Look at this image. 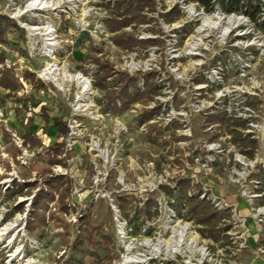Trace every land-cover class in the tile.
Returning a JSON list of instances; mask_svg holds the SVG:
<instances>
[{"label":"rangeland","instance_id":"1","mask_svg":"<svg viewBox=\"0 0 264 264\" xmlns=\"http://www.w3.org/2000/svg\"><path fill=\"white\" fill-rule=\"evenodd\" d=\"M35 1L0 0V16L24 30L27 40L21 42L14 31L8 35L11 45L0 44L7 67L14 68L23 85L13 100L0 105V231L16 220L20 227L12 240L0 242L2 260L63 264L78 214H84L92 229L103 226L105 234L115 236V248L106 240L98 248L104 264H124L131 248L135 254H151L146 264H264V183L257 178L264 169V32L243 14L226 15L217 4L221 11L207 12L194 0H155L156 10L143 12L146 24L133 22L118 33H111L106 21L114 17L117 3L137 0H46L54 10L33 7ZM177 6L182 17L167 23L163 15ZM233 16L238 23L232 28L228 20ZM259 17L264 20V9ZM118 35L142 43L124 49L114 43ZM97 59L117 73L141 76L139 87L145 84L142 76L156 71L160 92L119 114L106 111L108 92L95 83ZM131 60L137 72L128 70ZM55 68L52 76L47 74ZM26 71L45 87L34 89L23 79ZM79 74L92 90L85 92V84L81 88ZM27 96L31 99L24 104L18 101ZM145 114L153 117L140 124ZM212 115L217 122H209ZM57 117L67 123L68 137H60L53 126ZM223 117L230 124L242 120L245 126L238 133L256 141L257 148L234 142L226 124L218 121ZM59 176L72 181L69 194L62 202L56 192L46 221L29 229L34 197L48 188V179ZM179 180H190L191 196L205 194L201 200L210 203H216L213 196L221 197L229 205L212 203L228 214L219 226L227 238H205L186 210L181 217L176 214L170 206L174 199L162 188L177 190ZM18 186L23 194L11 195ZM121 197L132 203L129 219ZM149 199L158 201V215L136 218V209ZM184 227L198 238L201 252L192 247L180 255L150 252V244L161 240L176 250ZM87 263L95 264L91 258Z\"/></svg>","mask_w":264,"mask_h":264},{"label":"trees","instance_id":"2","mask_svg":"<svg viewBox=\"0 0 264 264\" xmlns=\"http://www.w3.org/2000/svg\"><path fill=\"white\" fill-rule=\"evenodd\" d=\"M194 1L204 7L207 12H213L216 9L215 6L220 5L222 12L226 15L243 14L248 17L250 21L254 23L262 32H264V20L262 17H259L264 9L262 0ZM123 7H126L124 12H122ZM145 8L156 10L157 2L155 0H137L132 3H127L126 1L117 3L113 12L114 17L106 21L108 29L111 33H118L123 28L132 25L133 22H136L139 25L146 24L147 18L143 14ZM182 15L180 7L177 6L169 13L163 15V17L167 23L171 24L176 20H179ZM14 31H18L20 33L19 40L21 42L27 41L24 30H21L16 23L7 17L0 16V44H5L7 46L11 45L8 40V35ZM114 43L121 48L127 49L140 45L142 42L132 36L125 37V35H118L115 37ZM146 43L147 45H154L157 42L149 41ZM96 61L100 64V71L96 74V87L100 90H106L108 92L106 95L108 99L106 111L119 114L126 111L130 105L136 102H148V100H152L160 92L161 88L158 87L155 80L157 75L156 71H152L148 73V75L145 74L142 76L145 79V84L143 88H140L139 79L141 76L137 75L135 77H131L127 73H117L114 71V68L110 63H103L100 59H97ZM0 62L3 67L0 71V105L4 107L6 105V98L13 100L16 94L23 89V85L20 82L19 77H17L14 68L7 67L6 55L4 52H0ZM111 77L112 80L108 81V78ZM23 79L30 81L33 84L34 89L40 90L45 87V84L37 78V75L30 71H26L24 73ZM113 86L116 88L110 90L109 88ZM26 99H31V97L27 96L23 99H19L18 101L24 104V100ZM117 99H119L120 102L116 101ZM152 117L153 114H145L138 120L140 124H143L148 122ZM46 118L49 122V117ZM209 118L210 123L217 122L216 116L212 115ZM218 121L226 124L225 127L230 130V134L233 135L234 142L238 143L243 148L246 147L251 150L257 148L258 144L256 141L245 139L242 134H239L240 132L237 128L245 126V123L242 120H234V122L230 124L228 119L223 117ZM53 126L58 129L60 137H68L69 129L67 127V123L63 122L61 118H53ZM26 136H28V134ZM65 143L66 142L64 141L59 144V148L61 150L65 147ZM251 150L246 152L249 156L251 155V157H253ZM56 152L60 151L58 150ZM257 178L260 182L264 183V169L257 176ZM46 184L48 188L46 190L39 191V193L34 197L31 208V217L28 222L29 229L46 221V212H49L51 202L55 201L56 192L60 193V199L63 202V199L66 194H69L72 187V181L68 177L64 176L51 177L46 181ZM177 188V190H173L168 186L162 188L167 195L174 199L173 203H170V206L174 208L176 214L181 217L183 216V210H186L187 214L192 217L195 223L202 226L200 232L205 236V238L212 239L215 242H219L227 238L222 237L224 229L219 228V226L221 224V220L225 216H228V214L225 212H219L214 205L208 201L201 200L196 196H191L189 193L193 190V186L190 180H179ZM13 194H23V188L18 186L16 190L11 193V195ZM119 201L121 209H123L124 212L126 211L125 216L129 219L127 211L132 207V203L128 202L124 197H121ZM158 206L159 203L157 200L149 199L148 202L144 204V207L136 209V218L145 216L147 217V220L152 219L153 216L158 215L159 213ZM69 207L68 205L63 206L65 212H69ZM153 208L155 210H153ZM78 217L74 241L73 243L68 241L66 245L69 250V255L63 264H88L87 258L94 260L95 264H104V260L98 253V248L101 246V242L103 240L108 241L112 247L115 248V236L105 234L103 226L92 229L93 226L91 224L90 217H87L84 214H78ZM111 251H114V249ZM0 264H6V262L2 260L1 255Z\"/></svg>","mask_w":264,"mask_h":264},{"label":"bare ground","instance_id":"3","mask_svg":"<svg viewBox=\"0 0 264 264\" xmlns=\"http://www.w3.org/2000/svg\"><path fill=\"white\" fill-rule=\"evenodd\" d=\"M35 4H33L32 6H41V9H45V10H48V8H50L49 6V3L46 2V0H38L37 2L35 1L34 2ZM37 8V7H36ZM53 9V8H50V10ZM59 9V8H58ZM56 9V10H58ZM54 10V9H53ZM216 17V16H214ZM208 19H211V18H208ZM228 23L231 25V27L233 28L237 23H238V20L236 18V16H233L231 17L229 20H228ZM51 29V28H50ZM49 29V30H50ZM50 32V31H49ZM51 34V32L49 33ZM47 34V35H49ZM49 38H53V36L49 37ZM55 39H56V36H55ZM54 39V40H55ZM54 68V66H51V68ZM58 69L55 68L54 70H52V72L50 71L49 73H47L48 75H51L52 76V73L53 72H56ZM69 75H72V74H69ZM80 74L77 75V77L79 78ZM47 77V76H46ZM50 77V76H49ZM48 77V78H49ZM55 77V76H54ZM73 77V75H72ZM82 78H80V85H81V88H83L84 86L82 84H85V88H84V91L88 92V89L90 88V90H92V87L89 85V82L87 81V79L84 77V76H81ZM76 78V77H75ZM71 79V78H70ZM74 79V78H73ZM50 81H55L54 78H49ZM78 80V79H77ZM71 82V81H70ZM58 84V83H57ZM91 92V91H90ZM82 93L84 94L83 90H82ZM85 106V105H84ZM82 106H80L79 109H81ZM84 108V107H83ZM18 220L15 221V223H11V225H8L7 227H3L2 230L0 231V242L5 240V238H8L10 240H12L17 233H20L19 232V225H18ZM188 229V227H184L182 228L181 230V235H180V241L179 240H176L177 244L175 245L176 250H169V243L170 242H167L166 240H161L158 242V244H150V252H154L156 254H162V255H167V253L169 254H179L180 253H185V250H187L188 248H193V249H197V252H201L200 249L202 248H199L198 247V238H193L192 236H190L186 230ZM10 235V237H9ZM192 237V238H191ZM7 240V239H6ZM149 242V240H146L142 245L141 247L144 248L147 246V243ZM171 246V245H170ZM135 250V248H134ZM131 256H129V258H127L125 261H124V264H146V263H149L152 258L150 257L151 254H135L133 252V249L131 248Z\"/></svg>","mask_w":264,"mask_h":264},{"label":"built area","instance_id":"4","mask_svg":"<svg viewBox=\"0 0 264 264\" xmlns=\"http://www.w3.org/2000/svg\"><path fill=\"white\" fill-rule=\"evenodd\" d=\"M215 10H216V11H220L219 8H216ZM137 55H138V54H137L136 52H135V53H131L130 59L132 58V56H135V57H136ZM125 59H126V58H125ZM125 61L127 62V59H126ZM131 61H132V63L127 64V68H128V70H129L130 72H137L139 69H138V67L135 65V61H134V60H131ZM80 76H83V75L80 74ZM86 79H87V78H86ZM87 81H88V79H87ZM88 82H89V81H88ZM89 85L91 86V83H90V82H89ZM91 87H92V86H91ZM140 87L143 88V87H144V84L141 83ZM167 106H168V105H167ZM167 106H166V107H167ZM169 106H170V105H169ZM166 111H169L168 108H166V109L164 110V112H166ZM170 112H171V111H170ZM167 117L170 118V117H171V114L168 113V114H167ZM248 165H250V163L247 164V166H248ZM207 168H208V164H207L206 169H207ZM210 169H211V167H210ZM208 190H209V189L204 188V189H203V192H207ZM204 195H205V194H203V195L201 196V199L204 198ZM210 200L216 202V203H213V202H212L215 206H216V205H218V206H222V205H223V206H227V207H229V205H227L226 202H225V201L223 200V198H221V197L219 198V197L213 196V198H211ZM227 203H228V202H227ZM232 206H233V207L237 206V203L232 204ZM216 207H217V206H216ZM234 209L237 210V207H235Z\"/></svg>","mask_w":264,"mask_h":264}]
</instances>
